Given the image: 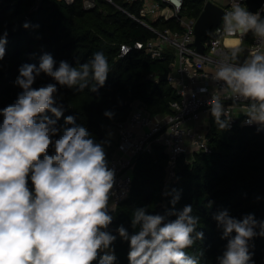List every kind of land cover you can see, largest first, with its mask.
<instances>
[{
    "label": "clouds",
    "instance_id": "1",
    "mask_svg": "<svg viewBox=\"0 0 264 264\" xmlns=\"http://www.w3.org/2000/svg\"><path fill=\"white\" fill-rule=\"evenodd\" d=\"M231 4L223 16L224 30L252 31L264 41L261 11L243 6L241 0H231ZM30 26L31 21H24V27ZM6 42L7 29L0 35V60ZM228 43L234 46L231 54L217 59L211 71L212 79L224 83L208 101L210 112L224 129L230 127L233 114L221 95L250 99L242 110L245 122L256 123L260 131L264 128V45L253 48L241 61L237 55L240 41ZM110 70L102 49L78 66L67 59H60L57 66L48 51L40 55L39 64L19 65L13 83L21 90L11 103L0 107V264H114L117 260L113 243L117 235L109 229L118 204L116 200L110 203L116 183V168L110 165L105 149L110 141L97 140L74 114L59 123L65 106L56 102L55 95L58 83L75 91L89 86L96 91ZM42 72L56 82L34 86ZM104 114L113 117L115 112L106 108ZM163 195H170L174 206L180 190L166 189ZM147 207L133 210L131 222L137 231L130 232L123 223L117 226L119 235L129 242L128 264H200L203 251L200 255L187 251L204 238L193 204L171 207L165 213L150 212ZM171 214L175 218L167 219ZM214 217L221 236L227 238L217 256L219 264H256L250 241L264 235V219L254 212L240 218L228 208L218 210Z\"/></svg>",
    "mask_w": 264,
    "mask_h": 264
},
{
    "label": "trees",
    "instance_id": "2",
    "mask_svg": "<svg viewBox=\"0 0 264 264\" xmlns=\"http://www.w3.org/2000/svg\"><path fill=\"white\" fill-rule=\"evenodd\" d=\"M34 1L0 0V35L7 29L5 56L0 60V107L11 103L21 90L13 83L20 64H39L40 55L48 51L53 54L57 66L60 59L78 66L102 49L111 70L98 90L89 86L75 91L57 82L56 102L65 106L59 123H63L64 116L74 114L77 122L86 124L97 140L110 141L106 124L125 119L133 100L140 99L155 113L170 109L168 102L177 97L175 90L168 80L159 81L153 89L152 75L169 68L172 54L161 60L152 58L143 49L133 48L118 56L120 42L149 36V30L142 24L111 5L102 13L96 8H83L82 0L73 4L41 0L33 8ZM201 2L195 0L193 15L200 13ZM26 20L31 21L32 26L24 27ZM48 81L56 82L42 72L34 86ZM106 108L113 109L115 115L106 116ZM208 137L210 151H194L190 159L184 155L179 158L175 179L168 186V189L180 190V199L174 206L170 203L171 196L163 195L166 154L162 148L155 145L152 152H143L137 157L130 192L117 205L109 225L117 235L113 241L117 254L114 264H128L129 242L119 235L117 226L123 223L130 232L137 231L138 226L134 228L131 222L137 206L147 205L150 212L165 213L171 207L182 209L185 204L192 203L193 211L200 216L197 228L203 230L204 238H198L187 251L195 255L203 251L200 264H219L217 256L227 240L221 236L215 212L228 208L230 214L240 218L247 212H254L257 218L264 219V132L257 131L255 125L223 129L211 117ZM112 148L111 141L105 144L108 160L111 153L107 150ZM174 218L175 214L167 217ZM250 243L253 246L249 250L254 252L252 259L256 264H264V235L254 236Z\"/></svg>",
    "mask_w": 264,
    "mask_h": 264
},
{
    "label": "built area",
    "instance_id": "3",
    "mask_svg": "<svg viewBox=\"0 0 264 264\" xmlns=\"http://www.w3.org/2000/svg\"><path fill=\"white\" fill-rule=\"evenodd\" d=\"M41 0H35L36 8ZM73 4L76 0H61ZM201 11L207 1L220 6L223 12L231 9V0H200ZM85 9H98L105 13L107 5L113 6L142 24L149 30L145 39L123 41L119 44L118 56H123L133 48L146 51L152 58L165 60L169 54L168 77L177 97L170 100V109L155 113L146 108L140 99L133 100L125 119L112 120L106 124L107 131H116V141L109 158L110 165L116 168V183L110 197L119 202L128 196L132 180L133 168L137 157L143 152H152L158 145L166 154L163 190L168 189L175 179L179 158L184 155L190 159L194 151H210L208 129L211 117L209 99L214 90L218 92L224 83L211 78V71L217 67L215 61L225 53L231 54L233 45L228 38L240 41L239 54L247 47L246 57L251 50L264 45L252 31L247 33H228L224 30L223 16L221 21L212 26L208 36L203 40V51L195 44V23L197 16L191 12L195 8V0H82ZM248 7L246 0H241ZM200 11V12H201ZM255 11L264 15V0ZM174 24V25H172ZM154 80L158 75H152ZM204 89L203 91L201 89ZM225 106L232 115L230 127L235 125H255L246 123V114L242 111L245 104L252 101L244 98H233L221 95ZM116 204V207L117 205ZM115 207V209H116ZM111 210V209H110ZM113 211V210H111Z\"/></svg>",
    "mask_w": 264,
    "mask_h": 264
},
{
    "label": "water",
    "instance_id": "4",
    "mask_svg": "<svg viewBox=\"0 0 264 264\" xmlns=\"http://www.w3.org/2000/svg\"><path fill=\"white\" fill-rule=\"evenodd\" d=\"M248 3V8L255 11L258 6L261 5L263 0H246ZM223 9L214 4L211 1H207L204 5V9L199 13L196 23H195V44L197 48L201 51H203V40L208 36L209 30L212 28V26L217 25L223 16ZM248 48L243 47L242 52L243 54L237 53L238 57L242 61L244 58H246ZM168 68H165L159 75L158 79L154 81L153 89L159 84V81L167 80L168 77ZM261 132H264V128L260 130ZM108 153H111V150H107ZM111 211V210H110ZM112 223V221H111ZM110 223V224H111Z\"/></svg>",
    "mask_w": 264,
    "mask_h": 264
},
{
    "label": "crops",
    "instance_id": "5",
    "mask_svg": "<svg viewBox=\"0 0 264 264\" xmlns=\"http://www.w3.org/2000/svg\"><path fill=\"white\" fill-rule=\"evenodd\" d=\"M109 133H111V135H109ZM107 136L110 139V141L114 144L115 141H116V131H114V130H111V131L108 130L107 131Z\"/></svg>",
    "mask_w": 264,
    "mask_h": 264
},
{
    "label": "bare ground",
    "instance_id": "6",
    "mask_svg": "<svg viewBox=\"0 0 264 264\" xmlns=\"http://www.w3.org/2000/svg\"><path fill=\"white\" fill-rule=\"evenodd\" d=\"M230 40H237L236 38H228L227 42H229Z\"/></svg>",
    "mask_w": 264,
    "mask_h": 264
},
{
    "label": "rangeland",
    "instance_id": "7",
    "mask_svg": "<svg viewBox=\"0 0 264 264\" xmlns=\"http://www.w3.org/2000/svg\"><path fill=\"white\" fill-rule=\"evenodd\" d=\"M195 5V4H194ZM209 130V129H208ZM111 131V130H110Z\"/></svg>",
    "mask_w": 264,
    "mask_h": 264
}]
</instances>
